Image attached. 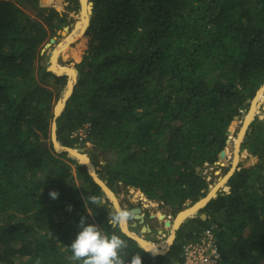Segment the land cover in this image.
<instances>
[{
    "label": "trees",
    "instance_id": "obj_1",
    "mask_svg": "<svg viewBox=\"0 0 264 264\" xmlns=\"http://www.w3.org/2000/svg\"><path fill=\"white\" fill-rule=\"evenodd\" d=\"M79 1L0 0V264H76L68 245L87 212L121 231L108 222L109 200L89 203L104 191L87 166L52 141L68 76L48 70L42 50ZM92 1L73 44L78 79L56 118L59 141L113 153L101 175L111 187L121 181L175 209L200 200L209 183L197 167L219 160L230 124L264 84V0ZM251 128L242 150L258 161L235 170L230 192L202 208L206 220L194 219L195 231L184 224L167 254L122 231V264L140 253L142 264H174L212 224L223 264H264V121L255 116Z\"/></svg>",
    "mask_w": 264,
    "mask_h": 264
},
{
    "label": "rangeland",
    "instance_id": "obj_2",
    "mask_svg": "<svg viewBox=\"0 0 264 264\" xmlns=\"http://www.w3.org/2000/svg\"><path fill=\"white\" fill-rule=\"evenodd\" d=\"M69 2L70 1H68L64 4L65 10H67L66 6L69 4ZM81 11H82V2L80 0L77 12H71L70 13V16L73 18L72 24L74 26H71L70 29L68 31H66V34H69L72 31V29L75 27L76 24L81 23V19H82L81 18ZM63 39H65V36L58 33V35L56 37V41L54 43H52L50 46H48L46 48L44 47L45 49L42 50L46 55L44 63H46L48 65L51 63L52 56L54 54L53 53L54 48H56L57 45L63 41ZM77 41L70 44L68 49H66L64 52H61L57 56L58 64H61L62 66H72L70 64V60L72 58V55L74 54L73 44L76 43ZM250 107H251V104L249 106V109H250ZM247 113L243 117H240L239 119L235 118L229 126V129H231V140L229 141V145H227V147L225 148L226 152L228 154H226V157L222 160L223 164H218L216 162V164H214V166H212V167L207 166V167H204V169H203V174L206 176L207 182L209 183L208 193L212 189H214V187L219 183V181L221 179H223L232 169L237 170L240 168V166L241 167L253 166L258 161L257 156L250 154L249 151L245 149V150H241L239 152V159H238L236 165L234 164L235 138L238 137L240 131L242 130V128L244 126V120H245ZM255 114H256L255 116H258V117L264 116V109L262 108V104L259 106L258 112H256ZM251 123L249 124V127H251ZM75 148H81L83 150L82 153H84V155H87V156L93 155L92 160L94 161V163L96 165L100 166V170L98 171V173L101 176L103 173L104 165H106V163H107L106 156L101 154V151L99 149H96V147L91 142H79L75 146ZM90 151H93V154H90ZM73 158H75V157H73ZM211 170H212V172H211ZM227 185H228V182H225L224 185H221L219 187V189L217 190V193H220L222 191H226L225 186H227ZM117 186H118V188L115 189L114 192H115L117 200H118L122 209H128V208H131L132 206H141L143 208V211L146 212V220L143 224H149V226H151L152 231H153L152 235H149L148 233L144 232V236L146 237V239L153 240L155 242H159V241L164 242V241H167L169 239L170 235H172V234L175 235L174 229L172 227H166L165 223H164L165 220L159 219L158 215L160 213L165 214L167 217H168V215H173V217L170 219L173 223L175 221L174 219H176L179 215V212H180L179 210H177L175 208H171L168 205H165L162 201L158 202L157 200L151 199V198H150V201H152V204H151V202H149L150 204L148 206H146V202L144 201V199L141 198V196H135V192L132 189V188H134L137 190L139 188H136V187L131 186V185H125L122 182H119V184H117ZM196 202H198V201L189 200L184 204V208H188L190 206H193L196 204ZM203 212L204 211L199 208L194 215L187 217L184 220L182 227L184 224L189 222V224L187 225V229L195 231V229L197 228L198 222L194 221V219H196L197 217H200ZM153 214L155 215L154 217H152ZM133 217H134V215L133 216L131 215V218L127 223L128 229L131 232H135L138 235H142L143 233L141 230H142L143 224H138L137 226H132L131 224L133 222ZM159 230L164 231L163 235L159 233ZM177 234H178V232H177ZM177 234H176V236H177Z\"/></svg>",
    "mask_w": 264,
    "mask_h": 264
},
{
    "label": "water",
    "instance_id": "obj_3",
    "mask_svg": "<svg viewBox=\"0 0 264 264\" xmlns=\"http://www.w3.org/2000/svg\"><path fill=\"white\" fill-rule=\"evenodd\" d=\"M87 2L85 3V13H86V19H85V28L83 30V32L79 35L78 38L74 39L71 41L70 44H72L73 42L79 40L86 32L88 26L90 25V21H91V16L93 14V7H94V2L92 0H86ZM82 2V11H83V4H84V0H81ZM81 11V18H83V12ZM71 26H74L72 23L68 26H65L63 30L59 31V34H62L65 36V39L72 36V33L75 32V29L77 28V24L75 25V27L72 29V31L69 33V34H66V31H68L70 29ZM80 30V29H79ZM56 37L57 36H54L50 39L49 42L46 43L45 45V48L50 46L52 43H54L56 41ZM61 43V42H60ZM43 48V49H45ZM60 53V52H59ZM46 64V63H45ZM48 65V64H46ZM54 65V67H53ZM62 66V65H61ZM65 67V69H63L62 73H58V71H55V63L53 61V56H52V60H51V63L47 66L48 70L50 71H53L54 73L58 74V75H63V74H67L68 76V83H67V86H66V89L62 95V97L59 99L58 103L56 104L55 106V109H54V114H55V118L53 120V124H52V141H53V145H54V148L57 152H67L69 156L71 157H75L79 163H82V164H85L88 168V171L89 173L92 175V177L94 178V180L101 186L102 190L104 191V197H103V200L106 201L107 198L110 199V201L113 203V206L115 209H122L118 200H117V197L115 195V192L114 190L112 189V187L108 184V180L106 178H102L98 171L100 170V166L96 165L94 163V161L91 159L90 156H85V157H77L78 155L76 154H80V155H84L82 153V149L81 148H75V147H70V146H67V145H63L58 137H57V121H56V118L58 116H60L63 112V110L65 109V106H66V102L68 100V98L71 96L72 92H73V89H74V86L77 82V79H78V70L77 68L75 67H71V66H63ZM71 84V91L70 93L68 94V96L65 98V95H66V92H67V89H68V86ZM264 90V84L261 86V88L258 90L257 94L255 95V97L253 99H249L248 101L250 102L251 104V107L245 117V120H244V124L246 122V119H249V123L247 125V128L245 130V133H243L241 135V132L242 130L240 131L238 137L241 136L240 138V141H239V152L242 150V144H243V141H244V138L246 136V132L247 130H251L252 128L249 127V124L253 121L254 117H255V99L256 97L258 96V94L260 93V91ZM59 104L61 105L59 107ZM63 104V105H62ZM262 104V108L264 109V101L261 103ZM260 104V105H261ZM236 119H239L240 116H236L235 117ZM262 121H264V116L263 117H259ZM227 135H228V145H229V141L231 140V129H228L227 130ZM72 150H74L75 152H73ZM78 150V151H77ZM90 153H92V151H90ZM226 149H223L220 154H219V160L217 161L218 164H223L222 160L226 157ZM110 156L114 157L115 158V155L114 154H110ZM86 158V159H84ZM236 168V167H235ZM198 170H202L201 167H197ZM235 172V169H232L225 177V182H228L229 178L232 176V174ZM224 177V178H225ZM219 189V188H218ZM218 189H215V190H211L205 197L201 198L200 200H198L197 203H199L200 205V209L204 208L212 198H215L218 196V193H217V190ZM225 190L227 193L230 192V186L227 185L225 186ZM147 198L150 199V197L148 195H146ZM158 202H161L160 200H157ZM184 208V205H180L177 207V210L179 211H182V209ZM131 211L133 212L134 214V221L132 222V226H137L139 223L140 224H143L144 223V214L142 213V208L139 207V206H134ZM155 215L153 214L152 217H154ZM203 220H206L207 218V214L206 212H203L200 216ZM158 218L159 219H164L165 220V226L166 227H172L175 226L172 221L168 218H166V215L163 214V213H160L158 215ZM139 220V221H137ZM184 223V220L179 224V226L176 228V230L174 231V238L173 240L170 242V245L168 247V249L165 251V252H158V253H155L157 251H153V250H149V252H151L152 254L154 255H158V254H167L168 251L171 249L172 245L174 244V241L176 240L177 236H176V232L182 227V224ZM114 226H116V224L113 223ZM148 232H151V227L149 226V224H143L142 226V233L146 232L147 230ZM122 231L124 233H126L128 236L132 237L133 239H135L138 244L143 247L144 249H146L147 247L144 245V243L142 242V240H140L139 237H135L133 235H131L127 229H124V226H122ZM163 230H160V234H163ZM149 249V248H147Z\"/></svg>",
    "mask_w": 264,
    "mask_h": 264
},
{
    "label": "clouds",
    "instance_id": "obj_4",
    "mask_svg": "<svg viewBox=\"0 0 264 264\" xmlns=\"http://www.w3.org/2000/svg\"><path fill=\"white\" fill-rule=\"evenodd\" d=\"M49 194L54 199L58 196L55 190ZM88 199L90 204L104 206V201L99 196L89 195ZM87 214L91 215L89 212ZM88 215H81L75 224V238L68 245L73 261L76 264H122L121 251L127 246L122 236V226L128 223L131 212L115 209L108 222L116 224L121 231L111 232L96 223L88 222ZM142 235L144 236V233ZM149 250L151 249L146 248L144 251ZM131 264H142L141 253L131 257Z\"/></svg>",
    "mask_w": 264,
    "mask_h": 264
},
{
    "label": "bare ground",
    "instance_id": "obj_5",
    "mask_svg": "<svg viewBox=\"0 0 264 264\" xmlns=\"http://www.w3.org/2000/svg\"><path fill=\"white\" fill-rule=\"evenodd\" d=\"M87 1L86 0H84V4H83V18L81 19V23H78L77 24V28L75 29V32L72 34V36H70V37H68V38H66V39H63V41L61 42V43H59L58 45H57V47L56 48H54V54H53V61H54V63H55V71H58V73H62V71H63V69H65V67H63V66H61V64H58V62H57V56L61 53V52H63L66 48L68 49V47L70 46V43H71V41L72 40H74V39H76V38H78L79 37V35L83 32V30H84V28H85V19H86V13H85V3H86ZM80 29V30H79ZM60 52V53H59ZM53 67H54V65H53ZM71 67H73V66H71ZM70 91H71V84L68 86V89H67V92H66V95H65V98L68 96V94L70 93ZM264 101V90H262V91H260V93L258 94V96L256 97V99H255V113L256 112H258V108H259V106H260V104L262 103ZM261 102V103H260ZM63 105V104H62ZM61 105L59 104V107H60ZM248 123H249V119H246V122H245V124H244V126H243V128H242V132H241V135L243 134V133H245V130H246V128H247V125H248ZM234 135V134H233ZM235 138V137H234ZM240 138H241V136L240 137H236L235 138V153H234V164L236 165V163H237V161H238V159H239V141H240ZM233 149V148H232ZM73 152H75L74 150H72ZM78 151V150H77ZM84 154V153H83ZM228 154V153H227ZM76 155H78L77 157H85L86 155H80V154H76ZM84 159H86V158H84ZM211 172H212V170H211ZM221 177V176H220ZM225 179H226V177L225 178H223V179H221L220 181H219V183L214 187V189H212V190H215V189H218L221 185H224L225 184ZM133 189V191L135 192V196H141V198H143L144 199V201L146 202V206H148L150 203L149 202H151V204H152V201H150V199L149 198H147V196H146V194L144 193V192H142V190H140V189H134V188H132ZM131 189V190H132ZM137 200V199H136ZM142 202V201H141ZM144 204V203H143ZM142 204V205H143ZM200 204L199 203H197V204H195V205H193V206H190V207H188V208H184V209H182V211H180L179 212V215H178V217L176 218V219H174L175 221L173 222V224L175 225V226H173V229H174V231H175V229L179 226V224L183 221V220H185L187 217H190V216H192V215H194L195 213H196V211L200 208V206H199ZM145 206V205H144ZM124 229H127L128 230V232L131 234V235H133V236H135V237H141L140 238V240H142V242L144 243V245L147 247V248H149V249H151V250H153V251H157V252H155V253H158V252H165L167 249H168V247H169V245H170V242L173 240V238H174V235L172 234V235H170V237H169V239L167 240V241H164V242H155V241H153V240H149V239H146L144 236H142V235H138L137 233H135V232H131V231H129V229H128V226H127V224L126 225H124Z\"/></svg>",
    "mask_w": 264,
    "mask_h": 264
},
{
    "label": "built area",
    "instance_id": "obj_6",
    "mask_svg": "<svg viewBox=\"0 0 264 264\" xmlns=\"http://www.w3.org/2000/svg\"><path fill=\"white\" fill-rule=\"evenodd\" d=\"M75 133H80L83 138L87 136L88 132L86 129L81 128ZM207 166L212 167L214 165L206 163L204 167ZM172 217L173 215H168L167 218L171 219ZM180 256L181 259L174 264H223L213 224L202 229L201 233L195 238L185 241Z\"/></svg>",
    "mask_w": 264,
    "mask_h": 264
},
{
    "label": "flooded vegetation",
    "instance_id": "obj_7",
    "mask_svg": "<svg viewBox=\"0 0 264 264\" xmlns=\"http://www.w3.org/2000/svg\"><path fill=\"white\" fill-rule=\"evenodd\" d=\"M101 151V154H105V153H108V155H109V157L110 158H113L114 160H116V157L114 158V157H112V156H110V154H113V153H110V152H106V151H104L105 153H103V151L102 150H100ZM90 154H93V151H92V153H90ZM91 157V159L93 158V155L92 156H90ZM106 158H108L107 156H106ZM203 169H204V166H203V168H202V171H203ZM121 182V181H120ZM118 188V186H117V184H114L113 185V187H112V189L115 191V189H117ZM107 200H109L110 201V199L109 198H107ZM107 200L106 201H104V203H106L107 202ZM113 203L110 201V203H109V206L112 208V210L114 211L115 210V208H114V206L112 205ZM134 206H132L131 208H128V209H126V210H128V211H130L131 212V215L133 216L134 214H133V212L131 211V209L133 208ZM139 207H141V206H139ZM124 208V207H123ZM142 208V207H141ZM142 211H143V208H142ZM143 214H144V222H145V220H146V212H142ZM130 220V219H129ZM133 221H134V217H133ZM137 221H139V220H137ZM140 224V223H139ZM151 227V226H150ZM152 229V228H151ZM178 232V231H177ZM177 232H176V234H177ZM145 233H148L149 235H152V233H153V231L151 230V232H148V230L145 232Z\"/></svg>",
    "mask_w": 264,
    "mask_h": 264
},
{
    "label": "crops",
    "instance_id": "obj_8",
    "mask_svg": "<svg viewBox=\"0 0 264 264\" xmlns=\"http://www.w3.org/2000/svg\"><path fill=\"white\" fill-rule=\"evenodd\" d=\"M66 2H68V1H66ZM66 2H65V3H66Z\"/></svg>",
    "mask_w": 264,
    "mask_h": 264
}]
</instances>
